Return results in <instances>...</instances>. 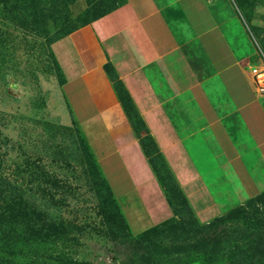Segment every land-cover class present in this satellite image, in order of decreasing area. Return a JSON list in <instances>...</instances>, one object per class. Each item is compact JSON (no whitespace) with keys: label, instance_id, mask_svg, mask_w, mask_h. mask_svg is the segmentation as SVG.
<instances>
[{"label":"crops","instance_id":"crops-1","mask_svg":"<svg viewBox=\"0 0 264 264\" xmlns=\"http://www.w3.org/2000/svg\"><path fill=\"white\" fill-rule=\"evenodd\" d=\"M55 46L73 109L98 130L105 169L118 164L126 176L135 219L153 226L154 216H174L147 135L201 219L264 191V93L209 0H126ZM115 81L143 121L140 134Z\"/></svg>","mask_w":264,"mask_h":264},{"label":"rangeland","instance_id":"rangeland-1","mask_svg":"<svg viewBox=\"0 0 264 264\" xmlns=\"http://www.w3.org/2000/svg\"><path fill=\"white\" fill-rule=\"evenodd\" d=\"M123 1L0 0V186L23 193L29 208L66 225L63 240L53 236L40 246L15 230L16 246L0 242V264H126V248L109 234L108 221L117 212L133 235L154 232L152 256L137 259L136 264H216L215 254L198 240L208 236L201 225L215 219H221L217 233L222 235V260L231 251V242L242 243L251 232H261L264 239V204L252 203L255 196L241 204L234 219L227 217L229 210L204 220L185 206L164 159L152 155L155 146L149 139L144 142L146 151L154 156L176 214L168 224L154 216L153 226L134 218L139 214L131 194L127 196L126 176L118 164L105 169L107 162L93 146L98 130L91 122L83 124L74 111L55 46L71 25L81 26ZM209 2L237 51L249 54L253 65H261L264 0ZM64 52L67 58L65 48Z\"/></svg>","mask_w":264,"mask_h":264},{"label":"trees","instance_id":"trees-1","mask_svg":"<svg viewBox=\"0 0 264 264\" xmlns=\"http://www.w3.org/2000/svg\"><path fill=\"white\" fill-rule=\"evenodd\" d=\"M126 0L122 3L118 4L117 6L112 7L109 11L104 12L100 15H97L92 20L85 22L81 26L71 25L70 32L66 33L69 35L70 33L74 32L75 30L90 24L92 21L104 16L108 12L112 11L113 9L117 8L121 4H123ZM53 11H51L52 13ZM61 36L57 40L65 37ZM56 40V41H57ZM106 69L111 74V77L116 80V76L114 70L110 64L106 65ZM116 82V81H115ZM117 89L121 100L124 104L126 112L128 116L131 118L132 123L136 129V131L140 134V131L143 128V121L137 114L136 110L133 107L132 100L129 94L125 91L123 86L116 82ZM149 139L155 146L152 138L147 135L142 138L143 146L145 147V140ZM146 149V148H145ZM156 146L155 152L156 154ZM147 154H149L147 152ZM152 154V155H154ZM149 154V156H152ZM160 156V155H155ZM153 157L150 158L155 171L159 177V170L154 165ZM161 157V156H160ZM171 173V171H169ZM172 174V173H171ZM173 175V174H172ZM175 179V177L173 176ZM160 179V177H159ZM5 180H2L4 182ZM162 185V179H160ZM176 181V179H175ZM8 183V182H7ZM174 188L179 196H181L182 202L185 206H188L192 211V206L190 207V203L187 200L185 194L181 190L180 186L178 185L177 181L174 183ZM164 187V185H163ZM165 189V187H164ZM166 192V191H165ZM167 195V193H166ZM24 194L21 192H11L9 186L5 184L3 187L0 186V242L5 246H13L17 244L18 234L15 230H19L21 236L23 235L25 239L29 240V243H34L36 245H43L51 237H58L61 236L62 240L64 235L61 233V230L66 227V225L62 222H50L44 213L40 212L36 208H29L27 202L23 200ZM168 201L174 211V216L170 219L163 221L162 223H170L171 219L175 217L176 211L174 206L167 195ZM252 203H263L264 204V191L256 195L252 200ZM117 206V205H116ZM192 208V209H191ZM242 207L241 205L236 206L230 209L228 216L231 218H235L236 216L240 215ZM32 214V215H31ZM223 219V218H222ZM221 219H215L207 224L201 225V229L208 234V236H204L199 238V245L201 247H205L206 249L211 250L213 254H215L214 262L216 264H245L243 260H246V264H264V239L262 240L261 232L258 233H249L242 238V243L237 239L238 243H232L230 240V235H227V241L231 242L233 245L230 249L231 251L227 254L226 258L222 260L224 253H222V244L223 242L220 241L222 235L217 233V228ZM110 224V239L115 241L118 244H122L127 251L129 261L126 264H136V260L140 259V261H146L148 257L152 256L153 254V239H154V232L153 230H146L138 235H133L130 230L129 226L120 212L115 213L114 217L112 215V220L109 219ZM160 223V224H162ZM157 226V225H156ZM166 226V225H165ZM14 229V230H13ZM156 230V227H155ZM17 236V237H16ZM225 241V242H227ZM16 246V245H15ZM222 254V255H221ZM135 258V259H134Z\"/></svg>","mask_w":264,"mask_h":264},{"label":"built area","instance_id":"built-area-1","mask_svg":"<svg viewBox=\"0 0 264 264\" xmlns=\"http://www.w3.org/2000/svg\"><path fill=\"white\" fill-rule=\"evenodd\" d=\"M253 83L260 93H264V61L261 65H253L251 68Z\"/></svg>","mask_w":264,"mask_h":264}]
</instances>
